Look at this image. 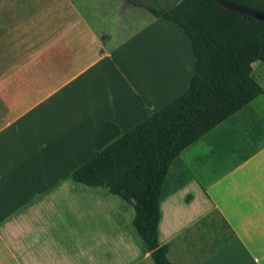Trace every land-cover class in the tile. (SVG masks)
Masks as SVG:
<instances>
[{
    "label": "crops",
    "instance_id": "crops-1",
    "mask_svg": "<svg viewBox=\"0 0 264 264\" xmlns=\"http://www.w3.org/2000/svg\"><path fill=\"white\" fill-rule=\"evenodd\" d=\"M194 65L177 23L127 0H0V264H155L134 205L73 172L105 121L131 130ZM253 71L262 94L171 170L159 241L173 264H264V62Z\"/></svg>",
    "mask_w": 264,
    "mask_h": 264
},
{
    "label": "trees",
    "instance_id": "trees-1",
    "mask_svg": "<svg viewBox=\"0 0 264 264\" xmlns=\"http://www.w3.org/2000/svg\"><path fill=\"white\" fill-rule=\"evenodd\" d=\"M177 23L191 41L194 73L186 90L122 133L107 120L96 154L75 181L105 187L135 207L133 225L155 264H173L159 241L160 203L181 152L263 92L253 63L264 62V22L216 0H127ZM264 14V0H232Z\"/></svg>",
    "mask_w": 264,
    "mask_h": 264
},
{
    "label": "water",
    "instance_id": "water-1",
    "mask_svg": "<svg viewBox=\"0 0 264 264\" xmlns=\"http://www.w3.org/2000/svg\"><path fill=\"white\" fill-rule=\"evenodd\" d=\"M216 1L219 2L222 6L228 8L230 10L239 11V12H242L246 15H251V16L258 18L264 22V14L262 12L256 10V9H253L251 7L237 3V2L232 1V0H216Z\"/></svg>",
    "mask_w": 264,
    "mask_h": 264
},
{
    "label": "rangeland",
    "instance_id": "rangeland-1",
    "mask_svg": "<svg viewBox=\"0 0 264 264\" xmlns=\"http://www.w3.org/2000/svg\"><path fill=\"white\" fill-rule=\"evenodd\" d=\"M139 1H141V0H139ZM133 20H135V19H131L132 22H133ZM136 23H138V19H137V22H136ZM260 62H261V61H260ZM182 173H183L182 176H183V175L185 176V175L187 174V172H186L185 170H182ZM169 178H170V176H169ZM173 180H175V178L172 179V183H175V181L173 182ZM167 186H168V185H167Z\"/></svg>",
    "mask_w": 264,
    "mask_h": 264
}]
</instances>
